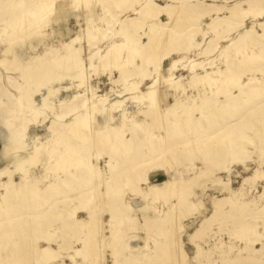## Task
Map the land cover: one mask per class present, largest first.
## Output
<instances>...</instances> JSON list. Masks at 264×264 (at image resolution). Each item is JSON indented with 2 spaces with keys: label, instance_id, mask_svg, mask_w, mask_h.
<instances>
[{
  "label": "rangeland",
  "instance_id": "374dc122",
  "mask_svg": "<svg viewBox=\"0 0 264 264\" xmlns=\"http://www.w3.org/2000/svg\"><path fill=\"white\" fill-rule=\"evenodd\" d=\"M50 1L0 0V264H264V0Z\"/></svg>",
  "mask_w": 264,
  "mask_h": 264
},
{
  "label": "bare ground",
  "instance_id": "6f19581e",
  "mask_svg": "<svg viewBox=\"0 0 264 264\" xmlns=\"http://www.w3.org/2000/svg\"><path fill=\"white\" fill-rule=\"evenodd\" d=\"M52 1V0H51ZM50 1V2H51ZM79 1V0H78ZM81 1V0H80ZM79 1V2H80ZM90 1V2H89ZM91 1L93 2L94 1V3L95 2H101V3H104V8H106L107 7V5L108 4H112V3H114V2H118V1H121V0H87L86 2H89V3H91ZM125 1V0H124ZM128 1H130V0H128ZM175 1H181V0H175ZM49 2V1H48ZM76 2H77V0H76ZM84 2V1H83ZM132 4L134 3V2H136L137 4H140V2L139 1H137V0H131L130 1ZM46 5H47V3H45ZM44 5V4H43ZM106 5V6H105ZM49 6V5H48ZM44 7V6H43ZM46 7V6H45ZM141 9L144 11V13H145V17H146V20L147 19H151L153 16H154V14L160 9L155 3H154V1L153 0H142V3H141ZM161 10V9H160ZM153 15V16H152ZM135 24V25H134ZM21 26H22V24H20ZM130 25V30H131V28H133L132 30H131V32L133 33V34H136V32H135V29H137L138 28V26H140V24L139 23H137L136 21H135V23H133L132 22V24H129ZM131 25H134L133 27H131ZM157 25V24H156ZM26 26H28V25H26ZM25 26V27H26ZM24 27V26H23ZM30 27V26H29ZM29 27H27V28H29ZM26 28V29H27ZM153 28V27H152ZM122 30V29H121ZM127 27H124V30H122V31H125V32H127ZM151 30V29H150ZM157 29L156 28H153V32H150V33H148V36H149V41H148V45L149 44H151V43H154V41L155 40H157V39H155V38H157V36H158V34H159V32L158 31H156ZM168 32V31H167ZM161 34V33H160ZM159 34V35H160ZM171 36V35H170ZM11 37V36H10ZM158 37H161V36H158ZM164 37H165V35H164ZM163 37V38H164ZM171 38H173V36H171ZM260 38V37H259ZM164 39H166V38H164ZM174 40V39H173ZM158 41H162V40H160V38H159V40ZM158 41H156V42H158ZM164 41V40H163ZM170 41V40H169ZM174 42V41H173ZM172 42V43H173ZM160 42H158V44H159ZM160 44H162V43H160ZM150 46V45H149ZM152 46V45H151ZM150 46V47H151ZM156 47H157V45H155ZM163 46H166V45H163ZM170 46H171V44H170ZM170 46L168 47L169 49H170ZM172 47V46H171ZM158 48H160V47H158ZM156 49V48H151V49H156V51L157 50H159V49ZM165 48V47H164ZM141 49H139V54H138V52L136 53V54H138L139 55V57H142L143 56V48H142V52L140 51ZM150 50V49H149ZM165 50H166V48H165ZM74 51V50H73ZM132 51V50H131ZM155 51V52H156ZM161 51V50H160ZM160 51H158V52H160ZM163 52H164V50H162ZM78 52H80V50L78 51ZM130 52V51H129ZM132 52H134V51H132ZM132 52H131V56L130 57H133L132 56ZM152 52H153V50H152ZM154 53V52H153ZM155 54H157V53H155ZM154 54V56L156 57V55ZM159 54H161V53H159ZM159 54L157 55L158 57H160L159 56ZM129 55H130V53H129ZM79 57V53H75V52H72L71 53V51L69 52V55H68V58L67 59H69V58H78ZM130 57H129V59H130ZM152 57H153V55H152ZM154 57V58H155ZM158 57H156V60H158L157 58ZM162 58V57H161ZM129 59H128V61H129ZM130 60H133V58L132 59H130ZM159 61H161V60H159ZM158 62V61H157ZM157 62H156V64H157ZM158 65H156V67H157ZM161 82V81H160ZM157 84V83H156ZM241 88V87H240ZM244 96L247 98V101L245 100H242V104L244 105V106H247L251 101H252V94H250V93H247V92H244ZM150 97H149V100H150V102H151V105H152V108H153V106H157V104L159 103L158 101V103L156 104V98H155V96L152 94V93H149L148 94ZM25 97H26V95H24ZM158 98V97H157ZM25 99V98H24ZM23 99V100H24ZM26 101H27V99H25ZM28 102V101H27ZM27 102H25V103H27ZM32 104V102L31 103H29L28 104V107L30 106ZM33 105V104H32ZM95 105V104H94ZM32 108H33V106H31ZM154 107V108H155ZM157 109V108H156ZM91 111H93V113H97L98 112V108H97V105H95V106H92V110ZM154 111H155V109H154ZM159 111V110H158ZM156 113V112H155ZM158 113V112H157ZM156 113V114H157ZM88 115V114H87ZM163 117V116H162ZM158 120V119H157ZM86 121L84 120V119H82V124L83 123H85ZM158 122V121H157ZM160 122V121H159ZM221 122H222V120H218V125H220L221 124ZM163 124V123H162ZM158 125V124H157ZM180 125V124H179ZM164 126V125H163ZM166 128V127H165ZM182 128V127H181ZM158 129H161L160 127H158ZM164 129V128H163ZM162 129V130H163ZM168 129V128H167ZM179 130V133L178 134H175V133H172V132H169V129H168V133H165V132H163V133H165V135H164V137H156V138H154L153 140H151L152 142H151V146L152 147H154V149L152 150V149H150L149 150V152H148V155H147V157L149 158H151L152 156H154V155H156L155 154V151L157 150V157L159 158H163L164 157V155H165V152H167L169 149H171V147H173V142H174V139L176 138L177 139V143H179L178 141L179 140H187L188 138H191V137H194V136H197V133H198V131H193V129L192 128H189V127H187V129H184V128H182V129H178ZM165 131V130H164ZM197 132V133H196ZM220 132V131H219ZM77 138V137H76ZM75 138V139H76ZM195 138V137H194ZM78 139V138H77ZM80 140V139H79ZM76 142V141H75ZM100 145V144H99ZM99 149V148H98ZM79 151V150H78ZM73 153V152H72ZM74 153H76L75 151H74ZM79 153V152H78ZM130 153H131V150H129L128 152H126V154H128V155H130ZM123 155V154H122ZM124 156V155H123ZM78 158H81V160H85L86 159V157H88V155H82L81 157H79V155L77 156ZM149 158V159H150ZM153 158V157H152ZM151 158V159H152ZM164 161V160H163ZM83 162H85V161H83ZM82 162V163H83ZM86 162H88V160L86 161ZM84 164V163H83ZM87 165H89V163L87 164ZM87 165H85V166H87ZM84 166V165H83ZM89 166H91V165H89ZM165 166V165H164ZM83 168H85V167H83ZM94 168H88V167H86L85 169H84V172H83V174H84V178H82V180H81V182H82V187H87V188H93L95 185H96V183L99 181V176H98V173L95 171V170H93ZM170 182V181H169ZM79 185H81V184H79ZM176 184L175 183H169L168 184V189H170V192H172V193H170L169 195H172L173 194V196H177V198L179 199L180 198V194L179 193H175L176 191H175V189H174V186H175ZM96 191V190H95ZM96 194H97V192H96ZM175 194V195H174ZM97 197H98V199H99V196L97 195ZM103 197H104V195H103ZM98 199H97V201H98ZM6 200V199H5ZM105 200V201H104ZM103 200V202L105 203L104 204V206H106V207H109V206H111V201L110 200H108V199H104ZM1 201V200H0ZM90 201H92L93 202V198L92 199H90ZM99 202V201H98ZM5 204V201H4V199H3V201H1L0 202V206H2V204ZM102 204V203H101ZM100 204V205H101ZM177 204V203H176ZM6 206H8V205H6ZM86 206H88V205H86ZM103 206V207H104ZM98 207H100L99 206V203H98ZM96 205H93V210H88L89 212H88V223H89V231H90V234L92 235V237H95V239L96 238H98L99 237V235H100V227L103 225L102 224V220H101V217H102V215H104L105 214V212L104 211H100L99 210V208H98ZM8 208V207H7ZM87 208V207H86ZM100 209H102V208H100ZM104 209V208H103ZM172 209V208H171ZM4 211V210H3ZM171 214V213H170ZM172 216V215H171ZM110 217L112 218V219H114V215L112 214V213H110ZM100 222H101V224H100ZM33 228H35V227H33ZM29 229H31V227L29 228ZM36 229V228H35ZM38 229V228H37ZM33 230V229H32ZM2 231V230H1ZM12 231V230H11ZM31 231V230H30ZM35 231H37V230H35ZM13 232V231H12ZM27 232V231H26ZM25 232V233H26ZM34 232V231H33ZM38 232V231H37ZM31 235H36V232L35 233H33L32 234V232L30 233H27L26 234V237L28 238V237H30ZM170 236V235H169ZM36 237L38 238V236L36 235ZM111 237V236H110ZM100 241V240H99ZM170 241V240H169ZM29 243H31V242H29ZM112 244V243H111ZM116 244V243H115ZM17 245V244H16ZM104 246V245H103ZM112 246V245H111ZM170 248H171V246H170ZM172 249H176V251H178V252H180V248H179V246L178 245H176V244H173L172 245V248L170 249V250H172ZM172 251H174V253H173V255L175 254V253H177V255H179L180 256V254L178 253V252H175V250H172ZM42 255L43 254H45V256L44 257H46V254L48 255V254H50L51 252L49 251V248H46V249H44V250H42ZM171 252V251H170ZM172 253V252H171ZM115 254H117V253H115ZM170 255V254H169ZM1 256V255H0ZM50 256V255H49ZM49 256H47V259H48V257ZM1 257H3V256H1ZM117 257V256H116ZM174 257V256H173ZM178 257V256H177ZM176 257V258H177ZM179 258V257H178ZM181 258H182V256H181ZM4 259H6V258H4ZM100 259V258H99ZM1 261V260H0ZM174 261H177V260H174ZM179 261H180V259H179ZM2 262V261H1ZM6 261H4L3 263L4 264H6L5 263ZM178 262V261H177ZM177 262H171V263H176L177 264ZM181 262V261H180ZM179 262V263H180ZM2 263V264H3ZM178 263V264H179ZM181 264V263H180Z\"/></svg>",
  "mask_w": 264,
  "mask_h": 264
}]
</instances>
